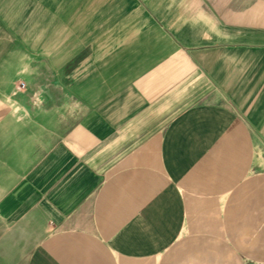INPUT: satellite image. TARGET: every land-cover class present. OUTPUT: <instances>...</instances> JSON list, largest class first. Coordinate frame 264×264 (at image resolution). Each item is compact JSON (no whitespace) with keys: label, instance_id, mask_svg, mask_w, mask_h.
I'll use <instances>...</instances> for the list:
<instances>
[{"label":"crops","instance_id":"1","mask_svg":"<svg viewBox=\"0 0 264 264\" xmlns=\"http://www.w3.org/2000/svg\"><path fill=\"white\" fill-rule=\"evenodd\" d=\"M263 238L264 0H0V264H231Z\"/></svg>","mask_w":264,"mask_h":264},{"label":"rangeland","instance_id":"2","mask_svg":"<svg viewBox=\"0 0 264 264\" xmlns=\"http://www.w3.org/2000/svg\"><path fill=\"white\" fill-rule=\"evenodd\" d=\"M56 82H58L57 81V79H56ZM57 84H59V83H57ZM54 103H55V107L56 108H60V109H58V111L60 112L59 113V116H62V112H67V107L66 108H62V106L64 105L63 104V101H62V99H63V89L61 88V85H56L55 87H54ZM73 101H72V107H73ZM75 108V110H76V108H77V105L74 107ZM77 111V110H76ZM71 112H74V110L72 109V111ZM263 240H264V238H263ZM256 250V252H263L264 253V245H258L257 246V249H255ZM263 258H264V255H263ZM231 264H264V260H245V261H242V262H231Z\"/></svg>","mask_w":264,"mask_h":264},{"label":"built area","instance_id":"3","mask_svg":"<svg viewBox=\"0 0 264 264\" xmlns=\"http://www.w3.org/2000/svg\"><path fill=\"white\" fill-rule=\"evenodd\" d=\"M23 86V84L21 83L20 85H19V87H22Z\"/></svg>","mask_w":264,"mask_h":264}]
</instances>
